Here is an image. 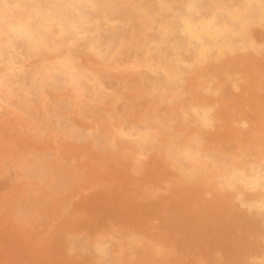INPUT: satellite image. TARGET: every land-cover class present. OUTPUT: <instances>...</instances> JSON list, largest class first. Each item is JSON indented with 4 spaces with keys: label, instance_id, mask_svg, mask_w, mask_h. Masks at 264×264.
<instances>
[{
    "label": "bare ground",
    "instance_id": "1",
    "mask_svg": "<svg viewBox=\"0 0 264 264\" xmlns=\"http://www.w3.org/2000/svg\"><path fill=\"white\" fill-rule=\"evenodd\" d=\"M8 1L0 0V111H5L7 117L0 119V254L4 258L1 264H155L157 245L132 228L136 220L131 217L138 213L144 217L146 210L127 209L125 201L115 195L116 190H121V176L128 177L134 170L140 171L143 180L156 181L157 178L146 174L147 169L144 171L139 167L136 157L140 150L150 151L155 143L168 147L172 160L170 163L165 161L164 166L178 168V163L189 166L187 180L200 171L215 173L216 183L224 191L222 198L217 196L222 199L223 209H220L238 222L236 226H241L245 235L239 241L228 238L224 242L221 239L220 246L228 254L222 264H249L263 254L264 141L259 139L253 145L250 143L237 157L219 158L203 145L208 139L202 137L201 132L192 139L187 136L186 129L181 128L174 137L184 138L185 142H170L167 128L163 131L158 128V115L159 112L177 115L180 105L186 102L183 113L189 121L200 127L212 125V110L204 104L195 105L191 98L185 100L180 88L183 86L191 96L202 82L196 75L206 70L203 68L206 63L219 60L234 49H259L255 40L256 35L264 34V0H50L46 11L34 5L38 0L26 4L27 7L19 6V0ZM38 23H44L52 47L48 50L47 61L38 71L23 73L22 69L13 68L14 60L20 58L25 47L40 48ZM89 23L109 26L110 23H133L134 32L128 36L127 44L117 46L113 41L108 50L101 53L99 35L102 31L97 24L93 30ZM132 47L152 72L159 69L157 74L164 81L162 89L156 96H151L142 112L144 127H132L135 121L131 119V128L126 133L119 119L122 113L113 115L115 110L111 108L112 115L102 120L95 131L84 130L89 121L82 114L83 110L80 112L82 96L100 92V88L96 81L98 69L82 66L78 59L88 55L109 60L116 50L129 57ZM130 65L127 68L138 69V65ZM43 88L47 91L44 100ZM170 89L174 90V95L166 97V91ZM29 90L38 93L34 103L27 101ZM105 98L113 106L120 102L110 94ZM155 99L161 101L159 111L154 106ZM84 106L92 105L85 102ZM41 113L42 117H36ZM126 115L129 117L130 113ZM130 135H135L136 139L125 141ZM254 152H257L256 157ZM214 192L210 193L213 195ZM104 193L109 198H105ZM148 202L146 199L145 203ZM187 202L166 210L170 211L169 218L176 219L178 225L186 229L184 231L192 230L183 222V218L189 216L187 207H183L189 204ZM156 207L158 205L153 210ZM127 214L129 220L125 218ZM252 237L262 240L254 242ZM169 250L175 253L174 249Z\"/></svg>",
    "mask_w": 264,
    "mask_h": 264
},
{
    "label": "rangeland",
    "instance_id": "2",
    "mask_svg": "<svg viewBox=\"0 0 264 264\" xmlns=\"http://www.w3.org/2000/svg\"><path fill=\"white\" fill-rule=\"evenodd\" d=\"M60 1L65 2V0H60ZM8 2H10V0ZM34 2H35V0H32V1L31 0H23V1L19 0L17 3L19 6L27 7L28 5L33 4ZM49 3H50V0H38V3L37 4L35 3L34 5H36V7H38V8L46 11V9L49 6L48 5ZM26 4H28V5L26 6ZM62 4H64V3H62ZM96 24L98 25L99 29L102 31V32H100V35H99V46H100L99 48H100L101 53H104L105 51H107L109 46L112 45L113 41L117 46H122V45L127 44L126 41L128 39V36L133 35V32H134V29L132 27L133 23H110V26L106 23H89V26H91L94 30V28L96 27ZM37 29L39 30V39L41 41L40 48L34 50V49H32V47H25L26 50H24V48H23L22 52H24V53H22L20 58L14 60V67L13 68L16 70L22 69L23 73H33V72L38 71V69L40 67H42V65L47 61L48 50L52 47L50 41L48 40V32H47V29L45 28L44 23H38ZM262 31L264 33L263 28H262ZM40 34H42V36H40ZM262 36H264V34L256 35L255 42L257 43L259 49H255L252 47H249L247 49H243L240 51L234 49L232 53H230L226 56H223L221 59L209 61L208 63H206L205 66L203 67L206 70H202L201 72H198L196 75L202 80V82L196 86V88L194 90L195 92L193 95L189 96L190 92H188L183 86H181L182 89L180 88V90H181L185 100L187 98H191V100L194 102L195 105L204 104L212 110V112H211L213 115L212 125L210 127H200V126H197L195 123H192L191 121H189L188 116L183 113L184 104L186 102H184V103H182V105H180V110H179L180 112H178L177 115L169 116L167 112H166L167 114L166 113L162 114L161 112H159L158 119L159 118L160 119H159L158 128L160 129V131H163L165 128H167V134L169 135L168 140L170 142L173 141V142H177L179 144L185 142L184 138L174 137L175 133L181 128H185L186 129L185 132L187 133V136H191L192 139L196 136L195 134H200V132H201V136L206 137L208 139V142L203 141V145L207 148V150L209 152H214L219 158H228V157H237V155H240L241 152L243 153V151L248 148V145L250 143H251L250 145H253L259 139H262V141H264V86H263L264 85V76H263L264 75V58H263L264 57L263 56L264 55V51H263L264 50V38ZM261 40H262V42H261ZM115 52L113 51L112 55L110 56L111 58L109 60H104L101 58H98V59L97 58H91L88 55H84L83 58L78 59V61H77L78 63H81L82 66H86V67L95 66L98 69L97 75H96V81L98 82L97 85L100 88V90H99L100 92H97V91H96L97 93L90 92V93H86L82 96V101H83L82 105L83 106H82L80 112L83 110L82 114L87 116L88 121H89V124H86L87 126L84 127L83 129L88 130L89 132L95 131L98 128V126L101 124L102 120L108 119V117H110L112 115V114H110L111 112L109 111L111 108L115 110L113 115H119L120 113H122V116L119 117V119H120V121L122 120L121 124L123 125L122 127L126 133H128L129 129L131 128V124H132L131 119H134V121H135V124H133L132 127L143 128L145 117L143 116L142 112L146 110V106L148 105V102L151 101V96H156L157 93L162 89L161 86L164 85L163 78L161 77V75L157 74V73H159V69H157L156 72H152V70L149 67H147V65H145V63L142 61L141 57L139 55H136L137 52L133 47L131 49V54L129 57H125L123 54H118L117 50ZM254 52L257 54H255ZM24 55L25 56L27 55V57H25ZM33 57H36V58H33ZM19 59L21 62L18 61ZM41 59H42V61H41ZM36 61H38V63ZM117 63H118V65H117ZM131 63L138 65V69L133 70L131 68H127L128 66H131L130 65ZM86 64H88V65H86ZM123 68H126V69H123ZM70 79H71V77H70ZM240 82H241V84H240ZM153 88H154V90H153ZM202 89H203V91H202ZM205 90H206V92H205ZM168 91H170V92H168ZM109 94H110V96L112 95V96H115V97L120 99V102L118 103V105L114 103V106H113L112 104H110V102L108 100H106L105 97L109 96ZM216 94H217V96H216ZM226 94L229 96H227ZM41 95H42V99L44 100V98L47 96L46 88L42 89ZM173 95H174L173 89L166 91V97L173 96ZM27 96H28L27 101L29 100V101L34 103L36 101V98L38 97V93H36L33 90H29ZM83 97H84V99H83ZM85 102H88L93 107L92 106H88V107L84 106ZM126 105H127V107H126ZM154 106L159 111V108H161V101L159 99H155ZM43 111H44V109H43ZM126 113H130V116L128 117L126 115ZM232 114H233V116H232ZM35 116H34V118H35ZM36 117H38V118L42 117V113L40 115H37ZM6 118H7L6 112L0 111V119H6ZM242 121L244 123H242ZM212 126H214L213 127L214 129L212 128ZM236 127H239V128H236ZM77 129H78V127H77ZM152 131H155V130H152ZM138 133H139V131H138ZM238 136H239V138H238ZM245 138H247V139H245ZM135 139H136L135 135H133V136L130 135L129 137L125 138L124 140L128 142V141H133ZM215 140H217L216 141L217 143L215 142ZM221 146H222V149H221ZM225 148H226V150H225ZM139 152L140 153L136 156L138 159L139 167H142L144 171L147 169L146 174H150V176L152 178L154 177V179L157 178L158 180L156 179V181L155 180H146L145 181L141 178L142 176L140 174V171L134 170L129 174L128 177L127 176H125V177L121 176V178H122V181H120L121 190H120V192H118L116 190L115 195H117V198H119V200L122 198L125 201L124 206L127 209L131 210V208H134L133 210L138 211V210H140V208H144L146 210L145 211L146 215L144 217H143V215H140V213L136 214L134 217H131L132 219L134 218L133 219L134 221L139 220L138 222H136V221L134 222V224H133L134 226L132 228L134 229L135 232L140 233L143 236L145 235L144 238H146L147 240H150L151 242H153L157 245L158 253H157V256H155V258L153 260L155 262V264H171V263L172 264H174V263H176V264H192V263L193 264H217V263L222 264L225 260H227L228 254H227L226 250H224L223 247L220 246V243H223V241L225 242L228 238L233 239V240L237 239V241H239V240L245 238V235L243 232V228L239 225L236 226L238 224V222L235 221V219L233 217H231V215H229V216L224 215L221 211V209H223V204H221V200H222L221 198L224 196V191L219 185H217V183H216L217 177H216L215 173H211V172L208 173L206 171H200V172H197L196 174L194 173V175H196V176H194L192 179L187 180L186 175H187V173H189V166L183 167V165L181 163L176 164L178 166V168H175L173 166H164L163 165V163L165 161L170 163V161L172 160L170 154L168 153V147L167 146L160 145L159 143H155L152 145V148L150 151L143 152L140 150ZM256 153L257 152H254L255 157L257 156ZM161 162H162V164H161ZM155 163H157L159 165H157ZM243 165L246 167V164H243ZM161 171H163V172H161ZM155 172H156V175H155ZM168 172L170 173L171 177H170V175L168 176V174H169ZM171 172L174 174V176H173V174H171ZM176 172H178V173H176ZM115 173L116 172H114V174ZM152 174H154V175H152ZM163 175H166V176H163ZM155 176H157V177H155ZM196 177H198V179ZM169 179L171 181H169ZM149 181H151V182H149ZM141 182H143V183H141ZM144 182H146V184H144ZM159 184H160V186H159ZM186 185H187V188H186ZM136 186H137V188H136ZM167 188H169V189H167ZM204 188H205V190H204ZM207 188H209L208 191H207ZM200 189H202V190H200ZM189 190H190V192H189ZM135 191H136V193H135ZM155 192H156V194H155ZM192 192H193L194 196H193ZM199 192H201L202 194H199ZM210 192H214L213 195ZM182 193H184V194H182ZM195 193H197V194H195ZM218 193L220 195H216ZM221 193H223V196L221 195ZM105 194L106 193H104L103 195H105ZM181 194H182V196H181ZM159 195L161 196L163 201L165 198V201H164L165 204ZM168 195H169V197H167ZM183 195H185V196H183ZM142 196H143V198H141ZM217 196L218 197L221 196V198H218ZM104 197L109 198L106 195ZM154 197H156V198H154ZM172 197H174V198H172ZM183 197H184V199H183ZM209 197H210V199H209ZM149 198L150 199L152 198L151 202H150ZM201 198H204V199H201ZM146 199L149 201L148 204L145 203ZM155 199H156V203L158 202L157 204L155 203ZM188 199H191V200H188ZM192 199H194V200H192ZM216 199H217V201H216ZM152 200H154V201H152ZM197 201H198V203H197ZM212 201H213V204H212ZM131 202H132V204H131ZM184 202L189 203V204L183 205V207H187V211L189 214V216L186 217V219L183 218V222H184L187 229H192V230H188V231H184L186 229H183L182 225H180V224L178 225V222L176 221V219L172 218V216H170L171 218H169L170 211L169 210L166 211L167 209H170V207L178 206V204H180V207H181V204ZM129 203H130V205H129ZM136 203H138V204L136 205ZM170 203H172V204H170ZM216 203H217V206L215 205ZM126 204H128V205H126ZM198 204L200 205V207ZM155 205L156 206L158 205V207H156V209L153 210ZM135 206H136V209H135ZM205 206L208 208H206ZM146 207H148V208H146ZM212 207H213V209H212ZM203 208H204V210H203ZM159 209H161V212ZM162 209H164V210H162ZM205 210H207V211H205ZM155 211H157V212H155ZM214 211L216 214L215 217H214ZM218 212L221 214L219 215ZM166 213H168V214H166ZM161 214L163 216H161ZM149 215L151 217H149ZM210 215H212V217ZM208 216L210 217L211 220L208 218ZM199 217H201V218H199ZM205 217L208 219H206ZM219 217H221L222 219ZM125 218H128V220H129V215L128 214L125 215ZM162 218L166 221H164ZM213 219H215V220L217 219L218 222L213 220ZM144 220H145V222H144ZM152 220H153V222H150ZM157 220H159V221H157ZM185 220H186V222H185ZM200 220H202L204 223ZM219 220H220V222H219ZM222 220H224V221H222ZM225 220H227V221H225ZM187 221L189 224H187ZM167 222H168V225H167ZM200 223H202V224H200ZM206 223L208 226L203 225ZM216 223H218V224L216 225ZM220 223H222V224H220ZM226 225H227V227H226ZM231 225H232V227H231ZM213 226H214V228H213ZM156 227H159V228H156ZM132 228L130 229V231H133ZM177 228L178 229L180 228V229L177 230ZM225 228H226V230H225ZM144 229H145V231H144ZM229 229H231L232 231L230 230V232H229ZM138 230H139V232H138ZM160 230H162V231H160ZM196 230L198 231V233ZM207 231H208V233H207ZM210 231H212V232H210ZM227 231H228V234L226 233ZM215 232H216V235L214 234ZM148 233L151 235L153 233V235L152 236L148 235ZM239 233H241V234H239ZM233 234H234V236H233ZM165 236H167L169 238H167ZM178 236H179V238H178ZM153 237H155V238H153ZM160 237H161V239H160ZM162 237H163V239H162ZM194 237H195V239H194ZM204 237H205V239H204ZM180 238H182V239H180ZM170 239H172L173 241ZM174 239L177 240L178 243H177V241L175 243ZM184 239L186 240V242ZM215 239L218 240V242H211V240H215ZM221 239L223 241H221ZM253 239H255V240H253ZM167 240H168V242H167ZM193 240H197V242H195ZM252 240L254 242L255 241L257 242V241L262 240V238L252 237ZM181 242H183L184 244ZM173 243H175V245ZM185 243H187V244L185 245ZM191 245L194 247H192ZM205 245H207V246H205ZM216 246L218 248H216ZM201 247L203 249H205L206 247L207 248L205 250H203ZM169 248L174 249L175 253H172L173 250L171 251V250H169ZM198 250H199V253L197 252ZM179 251H181V252H179ZM186 252H187V254H186ZM193 253H194V255H193ZM262 253L263 254L260 253L261 257H260V255L257 256V259L255 261H251L249 264H264V252H262ZM203 254H205L206 256ZM2 258H3V255L0 254V264L4 263V258L3 259ZM187 258L189 260H191V262ZM206 260H207V262H206ZM187 261H188V263H187Z\"/></svg>",
    "mask_w": 264,
    "mask_h": 264
}]
</instances>
